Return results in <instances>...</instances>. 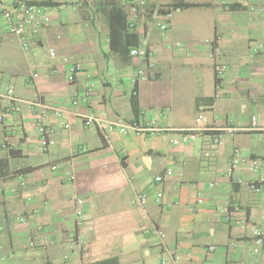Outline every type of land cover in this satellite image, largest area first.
Returning a JSON list of instances; mask_svg holds the SVG:
<instances>
[{
    "label": "crops",
    "instance_id": "crops-1",
    "mask_svg": "<svg viewBox=\"0 0 264 264\" xmlns=\"http://www.w3.org/2000/svg\"><path fill=\"white\" fill-rule=\"evenodd\" d=\"M30 1L45 2L51 24L28 34L25 50L0 17L2 83L23 98L63 108L66 113L50 115L49 122L70 126L58 127L56 142L43 150L34 112L7 109L0 123V264H162L168 257L163 244L180 256L166 264H264V243L252 253L253 226L264 231V188L254 192L225 175L235 148L264 160V0H146L148 9L127 28L154 61L148 80L137 86V108L132 80L146 59L125 50L123 27L119 48L110 45L111 22L120 16V24L128 23L132 0ZM163 9L173 12L166 31L153 17ZM73 62L84 68L69 82ZM220 62L227 65L224 96L215 99ZM142 109L141 118L171 130L145 137L113 132L106 142L77 115L107 112L130 121ZM179 129H194L196 136L175 145ZM166 168L174 174L155 182ZM240 173L246 181L254 176L246 163ZM135 189L162 190L164 200L150 199L143 208ZM77 197L86 200L94 230L83 227L88 244L72 249L66 242L77 231ZM226 210L243 224L227 221ZM30 234L46 248H32ZM212 244L217 249L210 253ZM107 258L114 260L99 262Z\"/></svg>",
    "mask_w": 264,
    "mask_h": 264
},
{
    "label": "built area",
    "instance_id": "built-area-1",
    "mask_svg": "<svg viewBox=\"0 0 264 264\" xmlns=\"http://www.w3.org/2000/svg\"><path fill=\"white\" fill-rule=\"evenodd\" d=\"M82 3L94 4L96 0H75ZM99 1V0H98ZM146 0H132L130 1V14L128 25L129 27L135 26V18L142 12L148 9ZM173 12L170 10L161 11L160 13H155L153 17L156 19L158 26L166 31L171 23ZM0 17L3 21L7 31L15 36L19 41L23 49H28L30 47V42L27 35H37L42 28H47L51 24V15L48 10V6L43 2H32L30 0H0ZM176 46L181 45L179 42L175 43ZM49 55L51 57L56 56L54 49L49 50ZM130 55L139 56L146 59V64L140 67L134 77V92L137 94V86L140 82L148 80V70L154 66V61L150 59L152 55L151 51L145 46H133L130 49ZM83 64L81 62L70 63L67 68V80L69 82H75L77 80L78 74L83 70ZM227 70V65L225 63H218L215 67V78H216V93L215 99H221L224 96V88L222 81L224 78V73ZM38 73L33 74V78H36ZM90 94V88H86L84 91V97ZM78 98L73 100V104H78ZM22 106H27L35 114L36 128L39 134V143L43 150H47L52 146L56 140L54 135L57 128H68L70 125L64 121L55 126L49 122L50 115H55L61 117L66 111L56 105L42 100L37 99H27L19 96L16 93L15 87L11 84L3 85L0 76V123L4 122L5 115L7 114V109H11L15 112H20ZM144 114V110L140 111V116L136 117L130 121H124L123 119H112L108 116L107 112H102L100 114H80L77 115L81 117L85 126H96L100 131L106 142L110 141V134L113 132H118L120 134L126 135L132 133L137 137H145L150 134H156L161 132H166L171 130L170 128L164 127L159 124L156 118H141ZM204 119L203 115H200L197 121ZM257 118L252 117V128H256ZM180 135L173 138L171 142L175 145L185 144L193 140L196 136L194 129H179ZM222 134L219 133L215 136V141H219ZM248 164L249 170L254 176L246 181L245 178L240 173V166L242 164ZM174 174L172 168H166L165 172L155 176V182H162L166 177H170ZM228 180L237 183L245 184L250 190L254 192H259L264 188V160L261 158L248 159L243 156L238 148L234 149V152L229 160V165L225 173ZM71 179L74 175H70ZM210 186H215V183H211ZM13 191H16L15 189ZM135 201L141 206L145 207L150 199H153L155 203L161 204L164 200V192L158 190L152 192L148 189H135ZM203 198L199 196L197 198V203H201ZM75 209V222L77 226V231L69 235V239L66 242L70 248L83 247L88 244V238L82 234V228L87 227L89 231H93L94 227L90 222V216L86 209V200L83 197H77ZM225 219L236 225H242V219L239 217H234L229 211L225 212ZM19 220L22 223H26L28 218L26 215L20 216ZM38 228H41L39 225ZM154 232L162 239L164 237V232L158 227H153ZM253 240L254 247L252 253L258 254L261 251L262 244L264 243V231L257 226H253ZM28 243L33 247L46 248V245L38 244L36 238L30 234L28 236ZM168 257L162 260V264H166L167 260L170 258L172 260L178 259L180 256L173 253L165 244L162 245ZM217 249L216 245H209L207 247L208 252H214ZM67 258V256H66ZM52 264V263H50Z\"/></svg>",
    "mask_w": 264,
    "mask_h": 264
},
{
    "label": "trees",
    "instance_id": "trees-1",
    "mask_svg": "<svg viewBox=\"0 0 264 264\" xmlns=\"http://www.w3.org/2000/svg\"><path fill=\"white\" fill-rule=\"evenodd\" d=\"M43 3H45V2H43ZM165 10L166 9H163L162 11L164 12ZM120 19H122V18L120 16H117L111 22L110 45H111V47L113 49H118L119 48V46L117 45V42L119 41V39L122 36L120 28L123 27V29L125 30V35L127 36L128 43H129L124 48H125L126 51H130L131 47L139 45L138 36L133 30L128 31L127 28H131V27H129V25H127L128 23H126V21L123 20L124 23L120 24ZM133 96H134V100H133L134 107L137 108V100L135 98L136 94H133ZM111 260H114V259L113 258L112 259L111 258H107V259L101 260L99 262L108 263Z\"/></svg>",
    "mask_w": 264,
    "mask_h": 264
},
{
    "label": "rangeland",
    "instance_id": "rangeland-1",
    "mask_svg": "<svg viewBox=\"0 0 264 264\" xmlns=\"http://www.w3.org/2000/svg\"><path fill=\"white\" fill-rule=\"evenodd\" d=\"M198 239V238H197ZM199 241V240H198ZM201 241H199L198 243H200ZM159 259V256H157V260Z\"/></svg>",
    "mask_w": 264,
    "mask_h": 264
}]
</instances>
